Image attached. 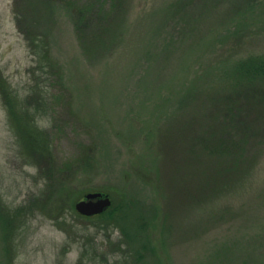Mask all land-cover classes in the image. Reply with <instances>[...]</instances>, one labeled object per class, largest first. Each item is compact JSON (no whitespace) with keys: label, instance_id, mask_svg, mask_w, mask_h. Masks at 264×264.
<instances>
[{"label":"rangeland","instance_id":"1","mask_svg":"<svg viewBox=\"0 0 264 264\" xmlns=\"http://www.w3.org/2000/svg\"><path fill=\"white\" fill-rule=\"evenodd\" d=\"M209 1L213 2L204 0L205 3L198 5L196 10L199 12L204 8V12L209 11L206 4ZM214 1H219L217 4L221 8L208 12L207 23L198 31V28L194 30L196 39L188 47L175 49L171 65L164 74H157V67L148 64L137 75L130 71L132 80L120 75L127 71L124 59L130 58L123 52L120 54L121 50L126 44L131 46L134 33H155L154 23L160 22V16L171 0H130L131 9L115 36L119 39L121 34L129 36L124 39L125 46H121V50L119 48L109 60H102L94 66L84 60L76 42L74 23L77 15L71 14L62 4L46 8L39 3L44 9L33 17L45 27L41 32L49 37L52 55L62 69L67 87L66 92L62 90L60 94L58 91L63 102L54 116L46 119L43 127L51 131L54 155L58 160H68L78 154L73 160L79 162L84 157L77 149L81 144L94 148L95 157L91 156L90 168L84 169L82 174L78 170L73 184L64 186L66 195L63 194L54 207L50 205L46 211L26 221L20 231L12 264H76L84 251L89 256L93 249L87 246L88 251L85 245L97 243L94 226L99 225L74 213V205L88 193L107 195L111 206L116 204L119 207L112 222L117 229L114 237L126 239L129 235L137 238L140 246L145 248L141 264H221L225 257L226 264H229L241 249L249 255L252 253L250 257L256 264H264V254L261 256L257 251L264 249V148L255 149L256 163L250 171L247 168L246 172L232 173L233 179L242 181L239 185L243 186L237 189L236 195L220 198L219 210H233L224 221L214 223L218 225H211L208 214L198 209H189L185 215L179 213L176 217L157 207V200L161 198L165 207L171 209L173 203L169 196L178 194V185H182L177 179L173 159H163L164 154L158 149L160 132L171 131L174 123L177 125L182 121L174 103L189 87L187 84L193 77L199 78L205 68L215 70L222 57L253 55L261 59L264 56V36L257 37L250 32L253 22L247 18L248 13L259 12V6L255 4L257 0H245L244 4L248 3L249 8L247 15L243 18L237 15L233 19L232 16L225 18L220 11L223 8L232 13L234 9L230 5L234 0ZM12 5L13 0H0V71L19 90L30 83L34 73L30 69L32 60L26 43L13 19ZM142 20L145 21L139 24ZM234 20L240 21L241 25L232 27ZM137 27L144 30L138 32ZM108 39H111L110 35ZM145 40L141 48L150 45L151 41L145 43ZM147 75L154 79L148 80ZM159 76L163 83L158 82ZM169 78L173 80L167 86L165 83ZM136 89L144 94L137 95ZM14 140L0 101V196L12 208L25 204L29 194L38 196L43 190L41 182H35L37 171L17 158L12 146ZM196 155L198 152L195 158ZM248 162H252L251 157L245 161ZM198 182L199 178L191 185ZM155 188H159L160 193L155 194ZM177 196H173L175 204L174 197ZM216 205L217 202L210 203L211 212ZM199 220L200 225L206 227V234L202 233L200 239L183 232V226L196 229ZM86 236L89 241L84 240ZM9 243L7 229L1 231L0 227V264L11 263L12 252L2 255ZM220 243L226 247L220 249Z\"/></svg>","mask_w":264,"mask_h":264},{"label":"trees","instance_id":"2","mask_svg":"<svg viewBox=\"0 0 264 264\" xmlns=\"http://www.w3.org/2000/svg\"><path fill=\"white\" fill-rule=\"evenodd\" d=\"M242 1L234 0L230 5L234 11L231 13L230 10L222 8L221 15L225 18L232 16L231 19L241 15L243 18L249 8L248 3L244 4L245 0ZM218 2H206L209 11L204 12V8L200 7L203 9L198 12L196 7L204 4V0H171L160 16V22L154 21L155 33H134L131 46H125L124 39L129 36L121 34V39L115 36L131 9L130 0H13V19L31 57L30 69L36 75L33 74L30 83L18 90L0 71V101L6 113L8 130L15 138L12 146L17 158L25 162V166L31 165L37 171L35 182H41L43 190L38 196L29 194L25 204L14 208L5 204L0 196V227L1 231L2 228L7 229V238L11 241L2 255L5 256V252L8 254L9 251L13 253L10 264L18 250L20 231L26 221L37 213L46 211L50 205L54 207L67 191L64 186L73 184L78 170L82 174L84 169L90 168L91 156L95 157L94 148L81 144L77 149L84 157L79 162L73 160L78 154L68 160H58L54 155L51 131L43 127L46 119L52 117L63 102L58 91L60 94L62 90L66 92L67 87L62 69L52 55L49 37L41 32V28L45 27L33 17L44 9L39 3L46 8L62 4L71 14L77 15L74 23L76 42L84 60L91 66L102 60H109L124 45L123 50L120 48V54L123 52L130 58L124 59L125 64L127 62V71L120 75L126 80H132L130 71L137 75L148 64L157 67V74H164L169 69V64L171 65L175 49L188 47L196 39L197 32L194 30L198 28V31L207 23L208 12L217 11L220 7ZM255 4L259 6V12L253 15L248 13L247 18L253 22L249 30L257 37L264 36V0H257ZM143 21L145 20L139 24ZM232 22V27L241 25L240 21ZM142 29L144 30L143 27L136 28L138 32ZM108 35L111 36L110 40ZM144 40L145 43L147 40L151 43L141 48ZM259 57H222L215 70L208 71L205 68V72H200L202 75L199 78L193 77L187 84L189 87L175 101L174 109L182 115V121H178L177 125L174 123L171 131L160 132L158 151L164 154L163 159H173L177 167V179L182 181V185H178V194L169 196L173 203L171 209H167L164 201L158 198L157 207L160 211L167 210L170 216L177 217L179 213L185 215L189 209H198L208 214L211 225H218L233 210L218 209L221 197L236 195L237 189L243 186L239 185L242 181L233 179L232 173L237 175L239 170L246 172L247 168L250 171L256 163L255 149L264 148V56L261 59ZM132 60L134 63H131ZM147 77L148 80L154 79L151 75ZM160 78L161 76L158 82L163 83ZM172 80L173 78H169L165 84L171 85ZM140 93L144 94L136 89V94ZM249 157L252 162L246 164ZM178 168L181 169L180 172ZM198 178L200 182L191 185ZM151 180L153 182L154 179ZM159 190L155 188V194L160 193ZM175 195L179 196V199L178 196L174 197L176 204L173 202ZM216 202L217 205L211 212L210 203ZM118 210L119 207L115 204V207L111 206L102 214L87 218L74 212L79 218H86L99 225L94 226L97 243L94 241L85 245V249H88L87 246L93 249L92 253L89 256L86 251L81 253L76 264H141L145 248L140 246L138 239L129 235L126 239L114 237L117 229L112 222L116 219ZM216 222L218 224H214ZM183 228V232L193 235L194 239H200L202 233L206 234V227L200 225V220L196 229L191 226ZM211 229L215 231L214 228ZM84 240L89 241V236ZM3 241L1 236V242ZM220 244V249L226 247L223 243ZM128 246L131 248L127 249ZM104 249L108 251L105 252ZM257 251L261 256L264 254V249ZM231 252L234 251L231 249ZM250 255L241 249L231 258L229 264H256ZM220 262L226 264V257Z\"/></svg>","mask_w":264,"mask_h":264},{"label":"water","instance_id":"3","mask_svg":"<svg viewBox=\"0 0 264 264\" xmlns=\"http://www.w3.org/2000/svg\"><path fill=\"white\" fill-rule=\"evenodd\" d=\"M111 207V200L101 193H88L74 205L75 212L83 217L102 214Z\"/></svg>","mask_w":264,"mask_h":264}]
</instances>
